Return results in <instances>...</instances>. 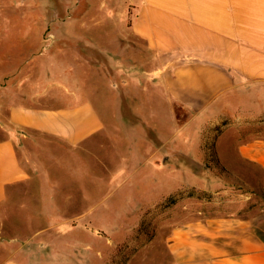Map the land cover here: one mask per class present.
<instances>
[{
  "label": "rangeland",
  "instance_id": "374dc122",
  "mask_svg": "<svg viewBox=\"0 0 264 264\" xmlns=\"http://www.w3.org/2000/svg\"><path fill=\"white\" fill-rule=\"evenodd\" d=\"M130 3L0 0V88L64 83L103 123L74 155L16 131L29 180L0 205V264H173L169 244L186 224L264 213V173L238 159L240 143L264 136V116L245 98L212 124L159 96L144 42L123 34ZM70 31L98 35L90 57Z\"/></svg>",
  "mask_w": 264,
  "mask_h": 264
},
{
  "label": "crops",
  "instance_id": "0c3cea01",
  "mask_svg": "<svg viewBox=\"0 0 264 264\" xmlns=\"http://www.w3.org/2000/svg\"><path fill=\"white\" fill-rule=\"evenodd\" d=\"M125 17L130 21L125 39L144 42L157 66L151 74L158 95L171 106L194 114L193 120L207 116L217 124L236 116V101L250 98L249 112L264 116V0H132ZM70 35V47L82 46L90 57L98 35ZM25 81L31 79L20 81L17 92L0 88V112L7 114L0 140V205L10 189L29 180L18 157L17 130L44 135L74 155L103 129L92 103L64 83L48 81L42 90L26 92ZM238 159L264 173V136L240 143ZM169 247L173 264H264V213L186 224Z\"/></svg>",
  "mask_w": 264,
  "mask_h": 264
},
{
  "label": "trees",
  "instance_id": "16d2710c",
  "mask_svg": "<svg viewBox=\"0 0 264 264\" xmlns=\"http://www.w3.org/2000/svg\"><path fill=\"white\" fill-rule=\"evenodd\" d=\"M195 166V165H194ZM193 168V170L196 172L197 171V168L196 167H192Z\"/></svg>",
  "mask_w": 264,
  "mask_h": 264
}]
</instances>
